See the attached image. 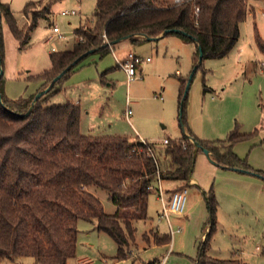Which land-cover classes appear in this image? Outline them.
<instances>
[{
  "label": "rangeland",
  "instance_id": "374dc122",
  "mask_svg": "<svg viewBox=\"0 0 264 264\" xmlns=\"http://www.w3.org/2000/svg\"><path fill=\"white\" fill-rule=\"evenodd\" d=\"M31 1L37 0H1L10 8L17 27L24 31L30 20L23 9ZM47 1L40 0L33 8L43 17L29 30L24 44L1 17V83L12 99L36 94L41 81L35 76L49 68V54L72 47L74 29L89 23L96 5V0H55L50 9ZM248 6L238 40L229 53L222 58L202 59L194 72L187 89L183 126L179 119L181 80L194 67L195 49L193 43L183 42L174 34L140 43L124 40L109 45L104 54L89 53L62 79L61 90L48 94V105L68 101L79 104L82 134L146 140L158 158L162 157V140L180 138L185 131L199 139L218 141L234 130L243 134L257 129L231 146L242 160L238 165H247L253 171L220 167L199 150L191 176L196 185L175 180L154 184L148 197L147 218L135 223L137 245L131 248L132 257L115 259V241L98 231L95 221L78 219L75 256L66 264H147L153 260L156 264H195L202 246L206 259L234 257L248 264H264V177L255 172L264 173V56L254 42L255 31L264 39V0H249ZM63 9H74L76 14L62 15ZM53 25L64 38L51 37ZM129 50L151 60L142 62L130 79L118 66ZM238 55L240 62L236 60ZM180 187L186 188L184 212L168 213V218L158 220L157 213L168 204L171 191ZM210 189L217 209L214 228L205 242L209 212L202 190ZM89 191L99 198L107 213L114 211L106 191L95 186ZM149 229L168 235L170 242L145 246L141 237ZM17 262L31 264L32 258L22 257ZM0 264L11 262L0 258Z\"/></svg>",
  "mask_w": 264,
  "mask_h": 264
},
{
  "label": "trees",
  "instance_id": "16d2710c",
  "mask_svg": "<svg viewBox=\"0 0 264 264\" xmlns=\"http://www.w3.org/2000/svg\"><path fill=\"white\" fill-rule=\"evenodd\" d=\"M248 1L96 0L89 23L74 29L76 39L72 47L49 54V68L35 76L41 81L36 93L66 66L77 61L29 112L35 93L27 98H8L0 77V258L11 264H23L17 262L22 257H31V264H66L75 256L78 219L95 221L96 229L115 241V259L132 257L131 248L137 245L135 223L147 218L148 197L153 190L148 187L161 180L188 185L199 151L194 142L207 149L210 158L220 167L253 171L247 165H238L242 160L232 152L231 146L257 129L243 134L234 130L218 141L199 139L185 131L180 138H167V142L162 143V157L158 158L146 140L82 134L78 103H47L48 94L60 91L62 79L89 54L84 53L95 49L104 54L109 42L123 36H128L130 42H138L142 35L157 38L177 35L194 44L193 65L197 64L199 48L202 59L226 56L238 40L240 24L250 10ZM39 3L37 0L25 5L23 14L30 24L24 31L17 27L8 5L0 0L1 17L6 18L10 31L21 44L27 41L28 32L37 19L43 17L33 10ZM166 30L170 31L159 36ZM254 42L264 56V39L257 31ZM3 52L0 31L1 67ZM262 63L264 70V59ZM200 65L201 62L196 69ZM187 80L188 76L181 80L179 95L182 126ZM255 172L264 177V173ZM91 186L107 192L115 206L112 214L107 213L99 198L89 191ZM203 198L209 212L206 242L215 225L217 201L212 189L203 192ZM141 239L145 246L170 242L168 235H160L154 229L144 232ZM203 250L204 246L195 264H248L234 257L206 259Z\"/></svg>",
  "mask_w": 264,
  "mask_h": 264
},
{
  "label": "built area",
  "instance_id": "2783aa9c",
  "mask_svg": "<svg viewBox=\"0 0 264 264\" xmlns=\"http://www.w3.org/2000/svg\"><path fill=\"white\" fill-rule=\"evenodd\" d=\"M178 1V0H176ZM197 11V8L195 9ZM62 15H74L76 14V11L74 9H63L60 12ZM52 33L54 36L58 37L59 39L64 38V35L58 28V26L53 25L51 27ZM149 58H142L138 54L129 51L126 53V55L118 61V66H120L125 74L127 75L128 79L134 77L137 72V67L144 61H148ZM130 114V110H127V117ZM142 140V139H140ZM145 141V140H142ZM167 139H163V143H166ZM160 183V181H158ZM148 189H153L152 186H149ZM159 193L161 194V190H159ZM185 201H186V188L180 187L178 189H175L171 191L169 202L167 205H163V209L161 212L157 213L158 220L161 218H168V213H176V214H182L184 212L185 207ZM179 231V230H177Z\"/></svg>",
  "mask_w": 264,
  "mask_h": 264
},
{
  "label": "water",
  "instance_id": "95a60500",
  "mask_svg": "<svg viewBox=\"0 0 264 264\" xmlns=\"http://www.w3.org/2000/svg\"><path fill=\"white\" fill-rule=\"evenodd\" d=\"M0 24H1V12H0ZM168 31H170V30H166V31H164L161 35H163L164 33H166V32H168ZM172 31V30H171ZM173 31H176V32H179V33H181V34H185L184 32H182V31H180V30H177V29H174ZM142 37L143 38H145L146 40H152V39H157V37H149V36H146V35H142ZM126 39H128V36H123V37H121V38H118V39H115V40H113V41H111V42H109L108 43V45H111V44H115V43H118V42H120V41H122V40H126ZM95 51V49H90L88 52H86V53H84L83 55H86L87 53H93ZM82 55V56H83ZM201 60H202V52H201V50H200V48H199V54H198V61H197V64H199L200 62H201ZM77 60H75L73 63H71V64H69L68 66H66L57 76H55L52 80H51V82L43 89V90H40V91H38L35 95H34V97H33V100L31 101V103H30V107H29V109H28V111L27 112H29L31 109H32V107H33V105H34V103L44 94V93H46L51 87H52V85L55 83V81L58 79V78H60L61 77V75H63L64 74V72H66L75 62H76ZM197 64L196 65H194V67H193V69H192V71L190 72V74H189V76H188V80H187V83H186V85H185V89H184V92L186 93L187 92V89H188V86H189V82H190V80H191V78H192V76H193V74H194V71H195V69H196V66H197ZM2 74H3V70H2V67H1V58H0V77L2 76ZM0 100H1V95H0ZM194 144H195V147L197 148V149H199V150H202L203 152H204V154L207 156V158L210 160V161H213L211 158H210V156H209V152H208V150L207 149H205L204 147H202L198 142H194ZM214 162V161H213ZM215 163V162H214Z\"/></svg>",
  "mask_w": 264,
  "mask_h": 264
},
{
  "label": "crops",
  "instance_id": "0c3cea01",
  "mask_svg": "<svg viewBox=\"0 0 264 264\" xmlns=\"http://www.w3.org/2000/svg\"><path fill=\"white\" fill-rule=\"evenodd\" d=\"M53 1H55V0H48V1H47V2L50 3V9H51L52 2H53ZM51 12H52V11H51ZM240 25H241V24H240ZM73 33H74V31H73ZM161 34H162V33H161ZM161 34H160L159 36H161ZM74 35H75V34H74ZM52 36H54L53 33H52L51 37H52ZM165 37H166V36H164V37H160V38H157V39H152V40H160V39L165 38ZM178 37H179V36H178ZM74 38H75V37H74ZM142 38H143V37H140V38H139L138 43H140V42H142V41H145V40H143ZM152 40H148V41H152ZM180 40H182L183 42H185L182 38H180ZM122 41H124V40H122ZM126 41H129V40L126 39ZM120 42H121V41H120ZM235 44H236V43H235ZM129 51H132V50H129ZM129 51H128V52H129ZM128 52H127V53H128ZM132 52L138 54V53L135 52V51H132ZM138 55H139V54H138ZM124 56H125V55H124ZM124 56H123V57H124ZM139 56H141V55H139ZM123 57H122V58H123ZM141 57L145 59V58H147L148 56H146V57L141 56ZM234 57H235V56H233V58H234ZM122 58H121V59H122ZM148 58H149V57H148ZM236 60H238V62H240V60H241L240 55L237 56V59H236ZM150 61H151V60H150V58H149L148 61H144V62L149 63ZM138 67H139V66H138ZM138 67H137V68H138ZM176 72H178V71H176ZM5 95H6L8 98H10L9 95H7V94H5ZM80 122H81V121H80ZM164 139H167V138H164ZM129 140H130V141H135V140H137V139H129ZM162 143H163V140H162ZM160 182H161V181H160ZM176 182H179V181H176ZM189 185H196V181H195L194 179H192V177H191V179H190V181H189ZM202 192H205V190H202ZM202 195H203V194H202ZM199 198H200V196H199ZM199 198H197V201H198ZM200 199H201V198H200ZM190 205H192L191 202H190ZM190 205H189V207L191 208ZM113 209H114V208H113ZM114 210H115V209H114ZM113 212H114V211H113ZM113 212H112V213H113ZM190 212H191V211H190ZM112 213H110V214H112ZM157 232H158V231H157ZM158 234H159V233H158ZM164 245H167V244H164ZM133 255H134V254H133ZM84 262H85V261H84ZM141 263H145V262L141 261ZM145 264H146V263H145ZM147 264H148V262H147ZM154 264H156V261L154 262Z\"/></svg>",
  "mask_w": 264,
  "mask_h": 264
}]
</instances>
